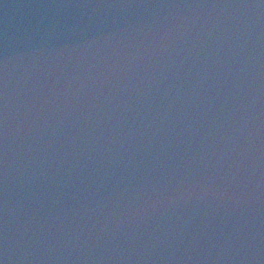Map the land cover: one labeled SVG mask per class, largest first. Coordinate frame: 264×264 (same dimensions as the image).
Masks as SVG:
<instances>
[{
    "label": "water",
    "instance_id": "obj_1",
    "mask_svg": "<svg viewBox=\"0 0 264 264\" xmlns=\"http://www.w3.org/2000/svg\"><path fill=\"white\" fill-rule=\"evenodd\" d=\"M0 264H264V0H0Z\"/></svg>",
    "mask_w": 264,
    "mask_h": 264
}]
</instances>
